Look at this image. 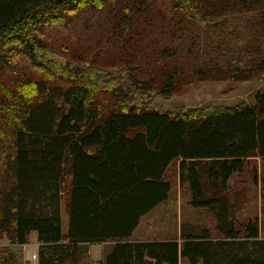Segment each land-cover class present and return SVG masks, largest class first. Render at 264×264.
Returning <instances> with one entry per match:
<instances>
[{
    "label": "trees",
    "instance_id": "obj_1",
    "mask_svg": "<svg viewBox=\"0 0 264 264\" xmlns=\"http://www.w3.org/2000/svg\"><path fill=\"white\" fill-rule=\"evenodd\" d=\"M110 1L0 0V235L9 240L0 247V264H16L13 248L27 244L32 232L37 264H81L84 245L96 243L104 244L101 264H264L257 220L238 226L227 195L247 160L264 158V89L252 104L232 108L172 111L160 104L187 74L264 79L260 47L248 41L217 54L225 41L205 45L199 38L219 20L242 16H249L250 33L264 37V0H169L177 42L159 54L178 59L150 71L123 67L125 81L109 91L95 89L100 72L93 65L78 71L53 56L47 62L51 52L40 34L68 14L100 12ZM141 1L144 8L127 0L115 15L120 36L132 27L131 7L149 9ZM146 91V101L137 99ZM170 165L188 186L189 204L214 216L217 237L185 225L178 238L142 237V218L173 189Z\"/></svg>",
    "mask_w": 264,
    "mask_h": 264
},
{
    "label": "rangeland",
    "instance_id": "obj_2",
    "mask_svg": "<svg viewBox=\"0 0 264 264\" xmlns=\"http://www.w3.org/2000/svg\"><path fill=\"white\" fill-rule=\"evenodd\" d=\"M146 1L149 2L147 11L135 12L131 7L127 16L130 17L132 27L125 25L121 36L116 29L115 15L119 17L121 10H126L127 0L117 2L111 0L100 12L83 9L78 13L68 14L63 22L57 20L56 23L45 27L40 35L48 46V53L51 52L45 60L53 63L54 61L50 60L53 56L68 64L71 70L78 71L81 68H89L87 64L93 65L100 72L98 83H94L95 89L103 87L107 90L125 81L120 76V71L123 73V67L133 69L134 64H137L150 71L149 69L154 65L164 66L175 61L178 58H161L159 51L164 45L172 47V44L177 42L176 37L171 38V33L178 18L170 12L169 0ZM144 2L134 0L137 6H141L140 8H144ZM248 19L249 16H242L238 19L219 20L217 24L200 31V41L205 45L211 41H225L217 54L230 46L239 51L248 45V41L252 42V46L260 47L264 53V37L261 33L257 35L255 31L250 33ZM187 21L183 28H189L192 24L191 20L189 24ZM185 33L184 31L183 34ZM133 41L135 43L130 45L129 43ZM178 45L181 46V40ZM218 62L224 63L222 60ZM25 63L20 62L18 67L26 66ZM191 64L196 65L195 62ZM44 69L47 70V66ZM135 72L138 77H142L141 70ZM185 77V82L176 88L175 93L168 98L169 101L166 102V98H162L160 103L162 106L165 105L172 111L196 112L205 109L232 108L243 103L252 104L255 93L264 89V79L200 80L188 74ZM153 91L151 88L149 94H153ZM146 94L148 91L137 99L146 101ZM174 168L175 165H170L168 172ZM168 176L174 184L169 199L154 213L143 219L139 227L142 237L146 239L178 238L182 225L192 227L196 231L205 228L209 230L211 236L217 237L219 234L215 230L216 223L212 213L206 209L193 208L189 204L187 184H179L178 177L176 174L173 175V172H169ZM227 195L236 224L240 226L250 219L257 220L260 226V237L264 238V158L250 157L244 171L234 175L229 181ZM61 220L62 230L65 233L68 228V216L63 205ZM152 223L155 225L151 226ZM29 238L27 244L14 246L16 264H37V257H33V252H37L38 247L36 233L32 232ZM8 244L7 236L0 235V247ZM103 252L104 244L84 245L81 264H101ZM181 264L185 262L182 260Z\"/></svg>",
    "mask_w": 264,
    "mask_h": 264
},
{
    "label": "crops",
    "instance_id": "obj_3",
    "mask_svg": "<svg viewBox=\"0 0 264 264\" xmlns=\"http://www.w3.org/2000/svg\"><path fill=\"white\" fill-rule=\"evenodd\" d=\"M143 219H145V218H142V221H143ZM142 221H141V222H142ZM140 224H141V223H140ZM137 229H138V228H137ZM134 239H135V238H134ZM137 239H138V238H136V240H137ZM98 244L102 245L103 243H98Z\"/></svg>",
    "mask_w": 264,
    "mask_h": 264
},
{
    "label": "built area",
    "instance_id": "obj_4",
    "mask_svg": "<svg viewBox=\"0 0 264 264\" xmlns=\"http://www.w3.org/2000/svg\"><path fill=\"white\" fill-rule=\"evenodd\" d=\"M33 257H34V258L36 257L35 253H33Z\"/></svg>",
    "mask_w": 264,
    "mask_h": 264
}]
</instances>
